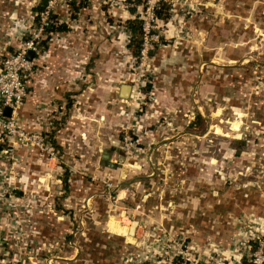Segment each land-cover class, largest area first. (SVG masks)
Masks as SVG:
<instances>
[{
  "label": "rangeland",
  "instance_id": "374dc122",
  "mask_svg": "<svg viewBox=\"0 0 264 264\" xmlns=\"http://www.w3.org/2000/svg\"><path fill=\"white\" fill-rule=\"evenodd\" d=\"M48 1L35 21L32 7L40 0H0V66L31 46L24 103L36 98L39 75L52 64L74 66L55 82L66 89L87 82L90 88L74 92L91 103L75 109L69 98L55 107L36 102L30 116L22 109L20 126L44 137L43 150L14 140L11 158L3 151L7 140L0 141V264L258 260L264 0H85L78 10L68 0ZM152 5L165 19L151 17ZM135 17L147 33L136 55L126 24ZM47 22H65L68 30L41 31ZM74 113L86 141L73 136L61 145L55 137L53 147L44 133L55 136ZM24 148L38 153L28 169ZM103 149L115 167L101 162ZM76 174L82 181L73 188Z\"/></svg>",
  "mask_w": 264,
  "mask_h": 264
},
{
  "label": "built area",
  "instance_id": "2783aa9c",
  "mask_svg": "<svg viewBox=\"0 0 264 264\" xmlns=\"http://www.w3.org/2000/svg\"><path fill=\"white\" fill-rule=\"evenodd\" d=\"M49 1L47 0L48 6ZM45 7V8H46ZM152 8V18L154 20H158L155 13V6H150ZM39 13V20L41 18V14ZM48 13H51V11H48ZM142 21V28H143V41H142V47L140 49V52L142 53L144 48V40L147 36L144 20L139 18ZM38 20V21H39ZM49 24L44 23L41 24L40 28L41 31H44L45 25ZM33 40L31 44H33ZM28 50H32L31 46H28ZM34 52V51H33ZM27 52H22L17 55L11 56L6 58L1 66H0V141H3L5 138L8 142L9 148L3 150L4 152L8 153L11 152V158H13V153H15V142L14 140L19 141H25V144H28V142L31 145L37 146L38 149L43 150L44 149V137L40 134H31L29 136V132L22 128L20 126V113L22 111V106L26 100L27 96V88L24 83V80L22 79V73L26 70L31 69V60L26 58ZM5 107L10 108V115L6 116L4 113ZM264 249V246L262 247ZM261 250V249H260ZM181 253V251L179 252ZM264 263V254L261 255V257L257 259H253L251 264H263ZM151 264H157V263H151ZM165 264H173L172 260H169L168 263ZM195 264H199L196 262ZM201 264H212L210 261L206 260L205 262Z\"/></svg>",
  "mask_w": 264,
  "mask_h": 264
},
{
  "label": "crops",
  "instance_id": "0c3cea01",
  "mask_svg": "<svg viewBox=\"0 0 264 264\" xmlns=\"http://www.w3.org/2000/svg\"><path fill=\"white\" fill-rule=\"evenodd\" d=\"M128 12L132 15V13L130 12L129 9H128ZM55 65L56 64H52V65L46 66L48 68L47 70H46V68H43L44 70L39 75V78L41 79V84L38 87L36 98L35 99H30V100L27 99V103L23 104L22 109L24 110L23 111L24 115L30 116V111H31V109L33 110V106L36 104V102H38L41 106H45V107L53 106V107H55L58 104H62L63 103L62 100L69 98L68 99V103L71 102L74 105L75 109H76L75 105H76L77 102L80 103V105L83 104L85 106H87V105H89L91 103L90 102V100H91L90 97H87L86 95H84L85 92L83 94L82 93L77 94L76 92H74L76 89H77L76 91L82 90V86H84V90H86V88H90L87 85V82H85L84 84H82V82H81L79 84L80 86H78V87L75 86V88L74 87H70L69 89H66L63 86H60V84L58 85L57 82H55L56 76L58 74L62 73L63 71H65V72H67V71L68 72H75L76 68L74 66H68V65L67 66H65V65L55 66ZM122 88H123V86H122ZM67 91H72V93L71 94H66ZM121 94H123V95L125 94L124 88L121 91ZM79 95H81V96H79ZM77 96H79L78 97L79 100L78 99L77 100L74 99ZM58 101H61V102H58ZM47 103H49V105H46ZM87 103H89V104H87ZM59 107H61V105ZM52 111L55 113V108ZM38 115H40L39 117L41 118V120L39 122L40 126H38V127H40V129L41 128L44 129V123H45V116H44L45 115V110H44V108L38 109ZM84 118H86V116H84ZM57 119H58V117H57ZM97 120H98V117H96V121ZM82 121H83L82 118L81 117L80 118L76 117L75 113L73 115H69L67 120H66V123H64V125H63L64 127L62 128V131H61V128L56 131L57 134L54 137H57V143H60L62 145V143H66L64 140H69L68 144H70V141L72 140L73 136L74 137L78 136L79 139H80V140L77 141V138H76V139L73 140V142L74 141L75 142H82L83 140H85L87 137L85 139H83L82 134L79 133V131L76 130L77 128L80 129V130L85 128V124L82 123ZM28 127H29V125L26 126V128H28ZM60 131H61L62 135H61V138H60L61 140L58 141V137H60ZM87 135H90V134H87ZM88 139L92 140V141L95 140V138H93V137H89ZM100 142H101V144L103 143L102 141H100ZM65 148H67V147H65ZM36 151H35V149H32V148H29V149L28 148H24V150H22V154L24 155V157H26L25 158L26 159V164H25V167H23V168L28 169V168H30L32 166V163L34 162L33 160H34V158H36L34 153L38 154ZM38 159L39 158L37 157L36 163H37L38 167H35V168L36 169H41V165L42 164H41V161H40V164H39ZM113 166L115 167V164H113ZM23 176L26 179V183L30 184V182L28 181L29 177L27 178V176H29V173L26 172V174L25 175L23 174ZM78 179H80V177L78 178L77 174H76L74 176V180L72 182V187L73 188H75L76 183L78 182ZM80 181H82V180L80 179ZM57 183H60V179H57ZM19 193L22 194L23 191L20 190ZM263 200H264V196H263ZM262 211L263 212H257L256 214L262 219V221L264 223V208H263Z\"/></svg>",
  "mask_w": 264,
  "mask_h": 264
},
{
  "label": "trees",
  "instance_id": "16d2710c",
  "mask_svg": "<svg viewBox=\"0 0 264 264\" xmlns=\"http://www.w3.org/2000/svg\"><path fill=\"white\" fill-rule=\"evenodd\" d=\"M68 1H69V5L75 10H78L80 7L84 6L86 3L85 0H68ZM127 1L128 2L132 1V2H135L136 4H139L141 2V0H127ZM46 5H47V0H40V2L32 8V10L34 12V20L35 21L39 20V13L45 9ZM129 10L133 14L135 12V6L131 7ZM155 13H156V16L158 18L165 19V16H163L160 13V11L155 10ZM141 23H142V21L138 17L129 18L126 20V24L128 26V30H129V38H130V42L127 44V47L132 50V53L134 55L139 54V50H140V47H141V44L143 41V28H142ZM67 30H68V26L65 22H62L59 25H55V26L53 24H49V25L47 24L44 27V32H46V33H52L54 31L65 32ZM48 40L49 39L47 37L45 39L41 40L40 44H42L43 48L48 47L47 46ZM55 123L59 126L61 122L56 120ZM44 134H45V137H47V141L49 144H51L53 147L59 148L56 145L57 143L55 141V137L51 131L44 133ZM67 179L68 178H67V173H66V175L63 178V182L65 184L66 190L68 189ZM140 264H151V263L146 261V262H142Z\"/></svg>",
  "mask_w": 264,
  "mask_h": 264
},
{
  "label": "water",
  "instance_id": "95a60500",
  "mask_svg": "<svg viewBox=\"0 0 264 264\" xmlns=\"http://www.w3.org/2000/svg\"><path fill=\"white\" fill-rule=\"evenodd\" d=\"M34 56V52L32 50H28L27 51V54H26V58L31 60ZM10 108L9 107H5L4 109V113L6 116H9L10 115ZM110 153L111 151L110 150H103L102 151V158H101V162L103 164H106L107 166H111L113 167V164L111 162L108 161L109 157H110Z\"/></svg>",
  "mask_w": 264,
  "mask_h": 264
}]
</instances>
